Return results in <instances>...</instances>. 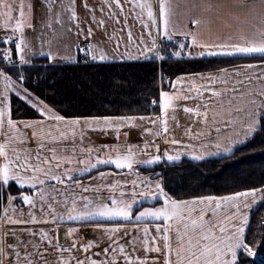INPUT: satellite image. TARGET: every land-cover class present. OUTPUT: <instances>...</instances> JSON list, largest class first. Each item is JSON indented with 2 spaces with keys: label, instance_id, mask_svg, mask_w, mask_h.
I'll use <instances>...</instances> for the list:
<instances>
[{
  "label": "snow or ice",
  "instance_id": "snow-or-ice-1",
  "mask_svg": "<svg viewBox=\"0 0 264 264\" xmlns=\"http://www.w3.org/2000/svg\"><path fill=\"white\" fill-rule=\"evenodd\" d=\"M41 3L46 11L37 18L31 2L0 0L5 33L0 43L9 45L0 49V264H49V249L56 264H246L249 259L264 264L259 255L264 232L249 237L252 214L264 206V185L184 197L168 188L164 173L140 178L137 171L182 157L230 159L264 132V0H192L185 5L183 27L174 20L176 0ZM130 19L142 29L135 40ZM213 23L219 27H210ZM37 25L39 51L28 35ZM117 26L127 29L124 51ZM97 30L115 41L111 53L96 39ZM237 55L258 63L174 79L161 71L149 115L78 112L76 97L56 89L49 72L33 79L24 71V66L55 70L141 60L162 66L173 58ZM36 57L47 64H34ZM178 110L191 120L180 138L170 124L179 126ZM133 133L142 143L129 142ZM90 134L114 142L86 146ZM33 143L35 148L29 147ZM68 144L70 150L57 148ZM101 166L116 171H101ZM124 170L138 178L130 186L117 178ZM86 175L91 177L87 184L82 182ZM149 200L154 203L144 207ZM41 224L54 227H28ZM88 231L93 238L84 235Z\"/></svg>",
  "mask_w": 264,
  "mask_h": 264
},
{
  "label": "trees",
  "instance_id": "trees-1",
  "mask_svg": "<svg viewBox=\"0 0 264 264\" xmlns=\"http://www.w3.org/2000/svg\"><path fill=\"white\" fill-rule=\"evenodd\" d=\"M167 43V42H166ZM3 48V45H0ZM256 61L249 57H214L205 60L175 58L164 62H129L81 67L51 68L24 66V71L35 79L37 74L49 72V81L61 93L76 97L74 110L85 114H144L151 113L150 100L157 94L161 71L165 77L216 70L238 63ZM34 64H44L42 60ZM54 72V75H51ZM45 83V81H41ZM167 90V86L165 85ZM158 111V110H157ZM149 173H164L168 188L182 194L226 195L235 191L264 185V132L246 147L238 148L230 159L211 158L205 162L183 159L176 163L143 168ZM203 173V174H202ZM264 206L252 214L249 237L264 229ZM259 255L264 256V252ZM243 259V257H241ZM246 264H253L251 259ZM258 264V262H257Z\"/></svg>",
  "mask_w": 264,
  "mask_h": 264
},
{
  "label": "crops",
  "instance_id": "crops-1",
  "mask_svg": "<svg viewBox=\"0 0 264 264\" xmlns=\"http://www.w3.org/2000/svg\"><path fill=\"white\" fill-rule=\"evenodd\" d=\"M28 2H31L33 3L34 5V9H35V16L37 18H39L41 16V14L43 12L46 11V8H45V5L41 3V0H26V3ZM78 4L80 3V0H77ZM89 4L92 5V4H99L100 0H88ZM176 2L179 4V7L177 8V11H176V16L174 17V20H175V23H176V26L177 27H183V25L186 23V19H187V15H188V10L185 8V5L188 4L190 5L192 0H176ZM214 2H218V0H214ZM226 2L228 3H232L233 0H226ZM248 3H259V0H247ZM258 10V9H257ZM79 13L81 16L84 15V10L83 8H79L78 9ZM97 15L99 16V13H97ZM245 19V16L242 14L241 15V20H244ZM129 25L131 26V30H132V33H133V38L134 40L136 39V37L138 36V34L142 31L141 29V26L139 24V22L137 21H134L132 19L129 20ZM190 26V25H189ZM114 25L109 22L108 24V32L111 33L112 29H113ZM210 27L212 28H218L219 25L213 23L212 25H210ZM118 28V36H123L124 37V40L123 42L121 43V47H120V51H124V47H123V44L127 42V29H125L124 31H119V26H117ZM38 31H39V25H37V32H32V31H29L28 32V35L29 37L32 39V43L34 45V48L36 51H39L40 49V40L38 39ZM5 33L0 31V36H4ZM96 39L97 40H101L103 41V44H102V47L105 48L106 51H108L109 53H111V51L115 48V41H109L107 36L97 30L96 32ZM0 45H3V47H9V45H5V44H2L0 43ZM129 51H132L133 53H135V49L130 47L128 49ZM238 57H243V56H239L237 55ZM219 57H222V56H219ZM233 57H236V56H233ZM39 60H42L44 62V64H47V61H45L44 59L42 58H39V57H36V58H33V63L39 61ZM129 62H137V61H127V62H123V63H129ZM139 62H147V61H144V60H141ZM117 63H121L119 61L115 62V63H112V64H117ZM247 63H258V61H253V62H245V63H238V64H234V65H229L227 67H224V68H228L229 70H232L234 67H238V66H241V65H244V64H247ZM213 72L216 71V70H212ZM204 72H209V71H204ZM167 90H170V89H167ZM151 113L147 112V113H144L143 115H149ZM176 117H177V120L179 122V126L177 127L176 126V123L173 122V121H170V124L172 125V129H173V134L176 135L178 138L180 137H183L184 136V130L187 126L191 125V120L189 119L188 115L185 114L182 110H178L177 113H176ZM199 126H195L193 127V131L195 132L197 130ZM91 135V140H88L86 139L85 140V145L87 146L88 144L90 143H94L96 145H99V144H102V143H113L114 141L111 140L110 138H105L103 137L102 135H99V134H90ZM186 139V138H185ZM121 140L123 141V137H121ZM130 143H142V140L139 136H137L135 133H133L132 135V139L129 141ZM159 142V141H158ZM29 147H32V148H35V144H31L29 145ZM65 147H67L69 150L71 149V144H68V145H57V148L60 149V150H63ZM162 150H163V146H162ZM183 159H188L190 160L188 157H182L181 160ZM179 162V161H177ZM172 162H162L161 164H170ZM176 163V162H175ZM151 166H154V165H151ZM151 166H139L137 168V171L140 173V178H143V177H146V176H149L151 173L149 172H145V171H142L143 168H148V167H151ZM101 171H106V172H115V168L114 166H101ZM127 172V170H124V173H121L120 176H118L117 178H120L122 180H126L129 182V186H130V183L133 179H138L136 176L134 175H128V174H125ZM97 173L94 171L91 176H96ZM91 177L90 176H85L83 178V183L87 184L89 179ZM160 177L158 176H155L153 177V179H159ZM104 195H107V193L105 192ZM154 202L153 201H144L143 202V206L144 207H147V206H151ZM17 204L19 205L20 202L17 201ZM23 207V210L25 212L28 211V208L27 206H22ZM137 208H140L141 205H137L136 206ZM37 214H39L37 212ZM67 225H63L61 226V230H60V235H61V238H62V242H63V231H64V227H66ZM73 226H78V225H73ZM17 227H22V226H17ZM28 227H35L36 229H39L40 227H44V228H47V229H51L52 227H54L53 225L51 224H48V225H35V226H31L29 225ZM84 235H86L88 238H93V236L95 234H93L91 231H88L86 233H84ZM23 239L27 240L29 239V237L27 235H25L23 237ZM43 247V245H42ZM49 255L47 256V259L49 261V264H56V261H57V256L55 254V251L53 249H49ZM142 255V253H141Z\"/></svg>",
  "mask_w": 264,
  "mask_h": 264
}]
</instances>
